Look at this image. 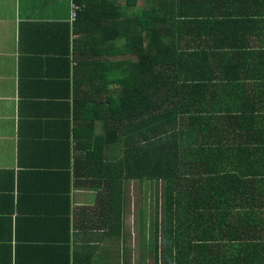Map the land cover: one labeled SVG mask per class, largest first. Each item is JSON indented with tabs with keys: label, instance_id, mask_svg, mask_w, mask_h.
Masks as SVG:
<instances>
[{
	"label": "crops",
	"instance_id": "obj_1",
	"mask_svg": "<svg viewBox=\"0 0 264 264\" xmlns=\"http://www.w3.org/2000/svg\"><path fill=\"white\" fill-rule=\"evenodd\" d=\"M73 6L0 0V264H153L129 241L127 210L135 183L153 215L154 182L124 184L122 230L110 231L109 175L97 174L93 149L110 155L98 137L112 129L115 50L85 42L99 30L72 19ZM182 9L184 147L199 150L184 155V217L186 204L214 215L213 244L227 251L197 258L264 264V0H182ZM103 24L110 32L111 17Z\"/></svg>",
	"mask_w": 264,
	"mask_h": 264
},
{
	"label": "trees",
	"instance_id": "obj_2",
	"mask_svg": "<svg viewBox=\"0 0 264 264\" xmlns=\"http://www.w3.org/2000/svg\"><path fill=\"white\" fill-rule=\"evenodd\" d=\"M73 1L79 8L78 19L99 30V36H88L85 42L106 47V56L110 55L109 48L115 50L111 52L109 68L117 87L108 95L112 129L109 127L98 137L101 141L105 137L110 143V155L108 151L104 154L102 145L97 152L93 149L99 158L97 174L109 175L105 187L110 191V231L122 230L123 213L118 208L124 184L154 182L155 208L151 215L154 226L145 249V228L140 225L139 253L154 254L150 258L153 264H206L197 258L198 253L203 256L208 251L227 253L225 248L213 244L216 229H222L215 223L214 215L207 214L206 209L199 213L197 208L193 210L186 204L184 217V155L198 157L199 150H193L190 141L184 147V105L187 113L190 107L189 102L185 104L183 88L182 0H124L123 5L121 0ZM138 1L142 2L140 9L136 7ZM110 17L108 32L107 28L104 30L103 19ZM119 54L123 57L114 58L113 55ZM103 56L99 60L108 64L109 59ZM243 247L250 250L251 244ZM261 247L252 244L253 251H261ZM238 264L249 263L243 260Z\"/></svg>",
	"mask_w": 264,
	"mask_h": 264
},
{
	"label": "rangeland",
	"instance_id": "obj_3",
	"mask_svg": "<svg viewBox=\"0 0 264 264\" xmlns=\"http://www.w3.org/2000/svg\"><path fill=\"white\" fill-rule=\"evenodd\" d=\"M137 187L135 186V183H132L129 186L128 189V199H130V203H132V207H128L127 213H129V215L127 216V226H128V231L129 234L131 233V224L133 222L134 224V228L132 227V232L134 233V235H130L129 236V241H131L132 243V238H134V242H136V239L139 236V228L137 225V219L140 213V210L143 208L145 209L144 212V219L146 220V218H148V221H144L147 223L145 228V237H147L149 239V237L151 236V220H153V217H151V195H148L144 200L140 201L138 198V191H137ZM155 203V201H154ZM155 208V205H154ZM134 211V212H133ZM133 213H134V218H133ZM133 236V237H132ZM135 246V245H134ZM136 253H137V249L136 246L134 248V256L136 258Z\"/></svg>",
	"mask_w": 264,
	"mask_h": 264
},
{
	"label": "built area",
	"instance_id": "obj_4",
	"mask_svg": "<svg viewBox=\"0 0 264 264\" xmlns=\"http://www.w3.org/2000/svg\"><path fill=\"white\" fill-rule=\"evenodd\" d=\"M76 11H77V7L73 6V11H72V15H71L72 19H74Z\"/></svg>",
	"mask_w": 264,
	"mask_h": 264
}]
</instances>
